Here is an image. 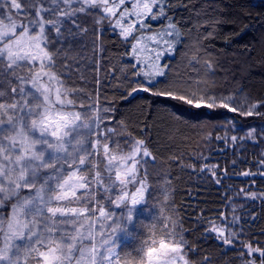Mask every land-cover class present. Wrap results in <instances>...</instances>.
<instances>
[{
  "label": "snow or ice",
  "instance_id": "obj_1",
  "mask_svg": "<svg viewBox=\"0 0 264 264\" xmlns=\"http://www.w3.org/2000/svg\"><path fill=\"white\" fill-rule=\"evenodd\" d=\"M168 5L169 0H0V210L5 212L0 215V264H32L35 257L40 258L36 264H212L208 255L195 259L198 250L185 236L181 211L169 199V165L153 163L137 178L141 161L155 162L157 157L143 139L120 140L126 125L110 126L115 110L101 103L98 91L84 90L87 80L81 67L88 47L84 41L91 37L93 53L102 51L98 31L107 21L120 28L124 41L130 37L135 41L133 71L114 77L124 89L123 99L143 92L195 110L264 115L259 111L264 103L249 104L250 97L242 102L236 95L213 91L216 65L206 58L211 54L204 41L220 35L217 29L222 20L205 21L202 28L206 31L195 38L191 54L185 53L195 75L188 69L173 73L167 64L159 63L181 43L183 33L175 22L168 23L163 35L149 37L153 48L141 46L134 32L149 27V19L167 18ZM83 17H91L94 26L81 23ZM230 42L226 37L225 43ZM141 52L151 55L141 60ZM141 63L143 68L138 67ZM129 75L137 79L130 81ZM169 115L175 122H187L182 121L181 112ZM193 115L198 118L199 112ZM219 128L225 135L215 138L234 147L264 138V131L257 134L254 128L245 136H228L234 122L232 127L226 122ZM258 163L264 169V153ZM199 171L209 172L216 184L222 182L214 168L205 165ZM256 174L240 173L245 177ZM259 174L264 176V171ZM238 195L264 200V193L243 188ZM224 199L228 200L227 195ZM153 200L162 206L153 214L155 222L147 239L122 256L120 234L140 240L129 225L137 207ZM234 203L235 198L216 217L219 225L208 221L206 231L215 233L224 246H233L243 235L242 226L239 232L235 230L240 217ZM136 226L146 225L140 220ZM239 259L242 264H257V260L264 264V248L243 243Z\"/></svg>",
  "mask_w": 264,
  "mask_h": 264
},
{
  "label": "trees",
  "instance_id": "obj_2",
  "mask_svg": "<svg viewBox=\"0 0 264 264\" xmlns=\"http://www.w3.org/2000/svg\"><path fill=\"white\" fill-rule=\"evenodd\" d=\"M83 18L84 24L92 25L91 17ZM213 18L223 21L217 29L220 35L204 41L211 54L206 58L212 59L216 65L215 75L211 77L213 91L236 95L242 101L244 97H250L248 102L264 103V0H169L167 18L147 20L149 27L134 32V35L141 38V44L146 40L143 46L151 49L154 44L149 37L163 35L168 23L175 22L183 33L181 43L175 52L163 55L159 63L167 64L170 72L188 69L195 75L185 60V53L191 54L195 38L206 31L202 24ZM106 22L98 31L102 51L93 53L91 37L84 41L88 45L84 54L93 55L97 66L94 74L89 76V86L94 89L100 85L98 95L100 92L115 110L112 115L116 124L126 125L125 139L145 140L157 157L155 162L149 158L147 162L159 164L165 161L169 165L168 171L172 175L170 200L174 199L181 211L186 238L198 250L195 259L198 261L208 255L212 264H242L239 257L243 243L251 242L254 247L264 248V200L247 201L238 195L242 188L246 192L264 193V176L259 174L264 169L258 163L262 158L264 140L260 138L258 143L248 142L242 147H234L215 137L225 135L219 126L226 122L228 127L234 122V129L227 133L228 136H245L253 128L260 134L264 131V115L243 117L224 109L195 110L163 98H151L143 92L123 99L124 89L118 87L120 81L114 77L122 78L133 71L132 65L137 63V57L132 54L131 47L135 41L131 37L128 42L124 41L119 35L120 28ZM226 37L231 39L230 43H225ZM150 55V52H141L139 59L146 60ZM143 66L141 63L138 67ZM196 67L201 69L202 62ZM94 78L100 83L96 84ZM135 79L129 75L130 81ZM174 110L183 113L182 121L187 122L173 121L169 113ZM259 111L264 113V107ZM197 112L198 118L193 115ZM209 133L212 134L211 140L208 139ZM234 160L237 161L235 165ZM205 165L215 169L222 180L220 184L214 182L215 178L210 177L209 172L199 171ZM244 171L257 174L251 177L240 175ZM225 195L228 200L224 199ZM233 198L236 215L240 217L235 230L239 232L242 226L243 235L233 246H224L215 238V233L206 230L210 227L209 220L218 225L221 223L216 217L227 211L225 206ZM0 212L5 214L4 210ZM231 220L229 214V222ZM134 247L128 240L119 249L129 251L131 248L132 251Z\"/></svg>",
  "mask_w": 264,
  "mask_h": 264
},
{
  "label": "rangeland",
  "instance_id": "obj_3",
  "mask_svg": "<svg viewBox=\"0 0 264 264\" xmlns=\"http://www.w3.org/2000/svg\"><path fill=\"white\" fill-rule=\"evenodd\" d=\"M91 20H92V18H91ZM84 21H85V19L82 18L81 23H85ZM92 25H93V23H92ZM92 25L86 24V26L89 27V28H92L93 27ZM145 42H146V40L141 44V46H143L145 44ZM83 55L87 58L86 62L81 67V71L83 72V74H84V76L86 77V80H87V83L85 84L84 90H85V92H88V93H92L93 91H98V90L100 91V85L97 88H95V86H94V89H93L91 86H89V83H88L89 76L94 74V72L97 69V66L95 65V61L93 59V55L92 56L91 55H85L84 53H83ZM25 71H26V69H25ZM91 80L93 81V79H91ZM99 99H100L101 103H107V100H104L102 98V96H100V92H99ZM248 103L250 104L252 102H248ZM115 125H117L115 120H112L110 126H115ZM261 130H263V129H261ZM119 139L123 141L125 139V135L119 137ZM262 139L264 140V138H262ZM121 146L123 147V144ZM262 153H264V149L261 150V155H262ZM147 159L148 158H144V160H142L141 164L138 166V176H137V178H139V175L143 174V171H144V169L146 167H150L152 165V163H150V162H147V163L144 162L145 160L147 161ZM163 187H164V185H163V183H161V188L163 189ZM132 188H133V186L131 184L128 185V189L130 191L132 190ZM249 192H253V191H249ZM256 193L259 194L258 192H256ZM157 195L159 196L160 200L162 201V199H163L162 193H158ZM169 199H170V194H169ZM247 201H250V200H247ZM105 202L106 201H102V203H105ZM152 205H155V207H153ZM161 206L162 205L160 203H157V201H155V200H153L152 203L147 205V206L146 205L138 206L137 209H136V212L134 213L135 219H134L133 223L131 225H129V230L132 231V232H135L137 234V236L140 237V240H135V242L133 243V239L126 238L123 234H120V244H121V246L124 244V242H127L129 240L130 242H132V246L137 247V246H139L141 240L147 239V237L149 235V227H150V225L152 223L155 222L153 220V214L157 213L159 211V209L161 208ZM110 207L112 208L113 211H115L117 213L120 212V210L116 209L114 206H110ZM145 207H148L150 210L146 212L145 211ZM0 215H4V213L0 212ZM140 220L144 221V224L146 225L145 227L138 228L136 226L137 223ZM18 243H19V241H18ZM130 247H131V245H130ZM130 250H131V248H129V251ZM118 251L123 256L125 251L122 250V249L120 250L119 248H118ZM246 259H247V257H246ZM37 260H40V258L39 257H35V259L32 260V264H36ZM257 264H259V261H257Z\"/></svg>",
  "mask_w": 264,
  "mask_h": 264
}]
</instances>
